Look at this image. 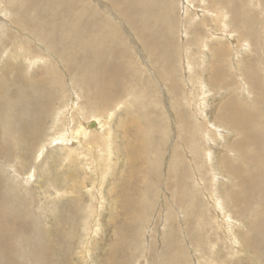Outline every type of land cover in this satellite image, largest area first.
I'll return each mask as SVG.
<instances>
[{
	"label": "rangeland",
	"instance_id": "rangeland-1",
	"mask_svg": "<svg viewBox=\"0 0 264 264\" xmlns=\"http://www.w3.org/2000/svg\"><path fill=\"white\" fill-rule=\"evenodd\" d=\"M84 1L89 3V13L95 11L93 0ZM131 1L133 0L108 1V11L111 13L112 10L116 18H121ZM137 1L135 9L144 17L157 10L153 0ZM51 2L56 3V0H38V4L37 1L34 4L37 6L35 8L26 0H0V22L1 19L4 21L0 26V54L5 60H18L12 69H16L17 66L22 68L20 64L25 65L22 61L24 54L15 56L18 54L15 45L30 41L29 35L37 42H29L31 51H34L37 56H39L40 51L43 53L39 45L45 46V43L38 40L34 34L41 36L42 29L51 28L54 24L48 12L41 14L36 9L45 10L47 8V11L55 16L52 9H48ZM101 2L98 4L99 6ZM158 3L167 7L168 11L163 12L160 22L154 26V29L161 36H164L163 34L170 36L168 41L164 36L158 43V47L161 49L159 66L153 65L150 54L144 48V57L141 58L138 55L135 46L131 45L128 40L130 38L140 46L139 40L135 36H127V34H133L130 25L117 23L113 20L122 29L115 26V31H113L116 36L122 34V45L125 44L126 47L129 46L130 48L129 54L124 57V60L127 65L126 69L131 73L133 79L123 78L126 90L125 92L122 90L121 93L122 84L117 90L122 107H117V111L112 116L107 117V114L104 113L99 117L82 119L80 122L82 127L89 123V128L92 131L98 127L97 118L101 119L102 127L105 128L110 125L109 128L113 132V136L116 137V139L113 138L112 142V145L114 144L112 153L117 154L116 157L112 155L108 160L107 153H105L108 152L105 149L108 146H106L105 141L100 140V143H96L92 139L98 135L101 137L104 134L103 131H95L94 136L90 132L76 142L74 140L64 143L59 142V140L51 141L55 139L53 137L59 138L63 134L70 136L77 130L78 123L75 120L70 121V123L67 121L62 123L60 119L68 116L76 117L75 110L71 108L70 102H68L71 99L76 102V107H79L78 109L81 111V107L87 102V97L90 96V93L87 94V79L78 78L83 80L82 83L78 79L76 81L74 76H62L61 81L65 80L63 81V91L58 92L54 101L48 104L44 99L49 98V96L47 97V94L43 93L45 91L39 92L40 85L30 80V76H33L34 79L41 70L45 74L47 72L46 67L51 65V56L43 59V62L42 60L37 62L36 66L29 70L22 69L23 75H28V78L21 77V80L18 79V83L16 81L14 83L11 78L5 83L0 78L1 98L18 103H15V112L16 109L20 108L24 111L17 119L10 120L11 124L14 120L16 122L14 131H9L0 139V142L4 144L11 143L13 149L11 156L0 158L1 193L9 206V208L7 207V217H14L16 219L14 225L19 229L25 228L20 235L17 234L24 245L28 249H33L40 244L50 245L48 251L50 259L45 264H112V262L114 264L118 254L115 264L118 262H120L119 264H207L211 260L214 264H264V176L259 175V180H263V189L261 183L257 182L255 188L259 187L260 191L253 189L250 197H246L248 202L253 203L252 205L256 204L254 206L256 209L253 211L246 209L245 206L234 205L225 196L223 191H228V187L224 188V182L226 186L228 181H224V179L219 180L218 184L219 193L224 199L216 198L213 195L214 191L211 189L208 174L201 179L204 187L196 180L197 175L200 177L202 175L200 170H196L198 173L194 171L190 174L183 172V176L190 183L182 184V181H179L182 185L177 184L175 186L172 182L168 183V181H172L170 173L174 156L173 149L177 153V161L174 162L175 178L179 175L181 164L192 169V163H196L195 160L200 162L193 151L202 149L206 153L203 150L206 148L204 143L208 146L211 145L210 147L215 151V156L223 152L220 148L221 143L217 137L218 134H212L210 139L206 140L208 128L218 129L215 127V116L220 106L228 104L230 99H237V102L244 106L243 109L248 108L247 102L254 103V109L259 108L256 111L260 112V115L264 114L262 112L264 106L257 102L259 93L256 88L257 85L262 87L260 95L263 94V97L261 96L263 101L261 100V102H264V0H226L223 2H218V0H158ZM27 9L32 14L28 16L27 11L26 16L30 17L35 25H38L39 22L40 26L36 27L27 22L25 17ZM103 10L97 9L98 16L108 15L105 8ZM55 11H57V16H71L68 7L66 9L60 7ZM86 15L88 13L85 7L84 16ZM158 16L160 15L158 14ZM250 20L257 23L253 27V31L247 34L248 25L246 21L249 22ZM125 28L127 29L124 30ZM246 35L249 40L243 42L247 45L244 48L243 44H238L239 39H244ZM112 39L116 42L115 37ZM251 39H256L259 42L255 43ZM166 41L167 45L164 46ZM260 43L262 49L259 55V51L256 49ZM168 48L171 51L166 53L165 50ZM254 51L258 52L259 57L254 58V55L252 56ZM46 54L48 55V53ZM139 57L144 62L148 60L147 63L152 70H156V72L159 70L156 73H159L157 79L152 78L150 74H147V71L144 72L146 76L141 74L140 77L139 72L131 65L137 64L140 60ZM219 59L222 60L220 64L217 63ZM4 64L5 62L2 61L0 71L7 68ZM168 71H171L172 74ZM112 73H114V69L106 77L112 78L110 76ZM136 75L138 78L140 77L141 82H137L138 79L135 80ZM215 76L217 78H214ZM102 79L100 76L89 78L91 86L95 87L94 92H91L93 99L99 102L103 101L100 92L106 90L102 88ZM12 83L13 86L9 87ZM170 83L174 84L171 85ZM138 85H144L141 95H139ZM171 87L174 89L173 91ZM203 87L207 88L205 94L201 92ZM7 89L12 90L11 96H9V92L7 94ZM73 91L78 95L77 99L71 98ZM169 92L170 94H168ZM204 102L210 106V109L207 107L209 111L206 113L202 111ZM95 107L89 106L85 109L90 110L89 113H91ZM4 109H0V111ZM11 112L9 111V113ZM39 113H42L43 123L37 122L36 127L39 133L37 134L38 137L36 136L37 140L35 139L32 143L31 149L27 139L21 138V126L23 121L25 124L29 121V123L31 122L30 125L33 126L29 118L31 115L37 116ZM55 116L60 118L56 122L57 124H53ZM128 116L139 120V124L144 126L145 134L148 136V139H144L142 138L144 134L141 133L142 137L139 139L141 140L139 148L145 152L141 155L140 162L136 163L138 166L144 164L137 180L135 177H130L132 165L127 163L124 155L125 143L121 140L122 138L120 139L123 123L128 119ZM174 117L175 119H173ZM257 117H261V119L257 120ZM263 119L264 115L255 116L254 122L260 123ZM212 121L214 124H211ZM92 123L94 126H91ZM64 125L66 127H63ZM12 126L14 125L12 124ZM261 127H264V124ZM32 128L29 130L32 131ZM163 130L167 132V140L164 141L162 140ZM25 135L30 138L28 131ZM225 136L228 141L230 136L224 134ZM91 143L92 146L94 145L93 147ZM102 143L106 146L104 147L105 150ZM253 143L252 146H255ZM175 145L177 146L175 147ZM41 146L43 147L42 151L39 148ZM256 146L259 151L260 145ZM93 148L95 149L93 150ZM39 149L40 151H38ZM225 153L230 158L228 161L235 165L238 157L235 158L231 151H225ZM101 155L103 156L102 160ZM97 164L99 168L96 167ZM100 165H103L102 168ZM250 168L251 166L248 167V170ZM102 170L107 175L106 173L103 174ZM148 172L149 174H147ZM216 173V175H221L218 171ZM101 174L103 175L101 176ZM139 178L146 181H141ZM125 180L132 182L131 192L133 201H135L134 208L133 206L131 209L128 208L130 212L128 209L126 212L120 211V198H115L120 194V186ZM20 183L25 185H20ZM97 184H101L102 188ZM97 189L102 195L107 194L110 190L106 201L99 200ZM10 195L11 197L14 196L13 199L10 198ZM242 196L245 195L242 194ZM249 204L251 205V203ZM228 214L235 221L232 225L227 221ZM129 225L133 227L137 225V228L130 230ZM257 225L261 226L262 233L259 232L261 235L257 234ZM82 227H85L87 231L83 228V232ZM231 231L235 232L237 240L240 241L237 245L238 250H235L236 248H233V244H231L236 241H233ZM55 232H60L57 238L54 237ZM111 240L112 242H110ZM244 240H248V245L245 244ZM124 244L125 247H123ZM244 246L246 247L244 248ZM85 248H87V253L84 255ZM208 248L213 251H209ZM122 250L126 251L123 252Z\"/></svg>",
	"mask_w": 264,
	"mask_h": 264
},
{
	"label": "bare ground",
	"instance_id": "bare-ground-1",
	"mask_svg": "<svg viewBox=\"0 0 264 264\" xmlns=\"http://www.w3.org/2000/svg\"><path fill=\"white\" fill-rule=\"evenodd\" d=\"M26 1H27V3L31 4L35 8L37 7L34 4L36 3V1H37V4H38V0H26ZM108 1H111V0H93V6L95 7V11H92L91 13L88 12V10L90 9V6H88V4H89L88 1H84V0H56L57 4L55 2H51L50 8H48V9H52V12H53V14L55 16H53L50 13V11H47L46 7H45L46 8L45 10L44 9H39V8L36 9L41 14H44V13L48 12L51 15V18H52L53 24H54L53 27H51V28H46L45 27L44 29H42V33L40 34L41 36H38V34H34L37 37L38 40H42V42L45 43V46L39 45L42 48L43 53L40 51L38 53L39 56H37L36 54H34L35 53L34 51H31V45L29 44V42L30 41L34 42V43H37V42L34 41L29 35L28 38L30 39V41H27L25 43H17L15 45L16 52H18V54H16L15 56L17 57V56H19L21 54H24V57L22 58V61L24 62L25 65L20 64V66L22 68H18V66H17L16 69H12L13 67H15V65H16L15 63L18 60H16V61L15 60H10V61L9 60H5V59H3L2 55L0 54V65L2 64V61H3V62H5L4 65L7 67L5 70L1 69L3 71H0V78L5 83L8 82L10 78L12 79V81L14 83H15V81L18 83V79L21 80V77L22 78L23 77H27L28 78V75H23L22 69L29 70L30 68H33L34 66H36L37 62H39L41 60L43 62V59L45 60L48 56H51L52 57L51 65L46 67L47 72H45V74L41 70L40 73L38 74V76L34 77V79H33V76H30L31 77L30 80H32L35 83L40 85L41 88H38V89H40L39 92L45 91L43 93L47 94V97L49 96V98L44 99L48 104H51V102L54 101L55 96L57 95L58 92L60 93V92L63 91V81H65V80L63 79V81H61L62 80V76L67 77V76L71 75V76L75 77L76 81H77L78 78H83L85 80L87 79L88 82H89V78L90 77H98V76H100L101 78H103L102 79V88L106 89V90L105 91H101V89L99 88L100 91H101L100 92V96L102 97L103 101H100L101 102L100 103L96 99H93V94L91 92L92 91L94 92L95 87L91 86L90 82L89 83L86 82L87 94L90 93V96H89L90 98L87 97V102L84 103L83 107H81V111L78 109L79 107L78 108L76 107V105H75L76 102H74L73 99L68 101V102H70L71 108L75 110L74 113H75L76 117L73 118V116H71V117H69V116L66 117L65 116L67 119L64 118V117L62 119H60V118H57L58 116H55L54 121H53V124H57L56 122L59 119L61 120L62 123H65L64 121H67V122L70 123V121L75 120V122L78 123L77 130L74 132V134H71L70 136H64L66 134H63V135H60L59 138L53 137L55 139H53L51 141L55 142L56 140H59V142L64 143V142H68V141H71V140L73 141L74 140V142H76L81 137H85L86 134H88L90 132H92L93 136H94L95 135V131H103L104 134H102L101 137H100V135H98L97 137L96 136L92 137V139H94L95 140L94 142H96V143H100V140L105 141L106 146H108V147L104 146V144L102 143L103 144V149H104V147H106L105 149H107L108 152H105V153H107V156H108L107 158L109 160L110 156L115 155V157H116V155H117V154H113L112 153L114 151L112 149L113 145H114V144L112 145V142H113V138L116 139V137L113 136L114 134L111 131V129L109 128L110 125L106 126L107 128L105 127L106 128L105 129L104 127H102V122H100L101 119L97 118L98 119V122H97V126L98 127H97V129L95 131H92L89 128L90 127L89 123H86L82 127V123H80V122H81L82 119L84 120V119H89L91 117H99V116H101L104 113L107 114V117L112 116L113 113H115V111H117V107L121 106V103L119 102L120 97H119L118 91H117L118 87L121 84L123 85V88L120 89L121 93H122V90H124V92L126 90V88H124L125 81L123 80V78H125V79L129 78L131 80L133 79V76L131 75V73L126 69L127 65H126V62L124 60V57L129 54L130 48H129V46L126 47L125 44L122 45V42H121L122 41L121 40L122 34H118V37L116 36L114 31H115V26H117V24L113 20H115L117 23H121V24H124V25L128 23L130 25V27H131V28L130 27L129 28L131 29L133 34H131V35L127 34V36H129V37L135 36L139 40L140 46L138 44H136L134 40L132 41L130 38H128V40L131 42V45L135 46V49H136L138 55L141 58L144 57V53H143V48H144L150 54V57H151L153 65L154 66L155 65L159 66L161 49H160V47H158V43L162 40V38L165 36V34H163L164 36H161L159 34V32L154 29V26L157 25L160 22L161 16L163 15V12L167 10V7L161 6L158 3V0H153L155 2L157 10L154 11L153 13H151L149 16L144 17V15H140L135 9V4L138 1L137 0H133V1L129 2L130 6L128 8H126V10L124 11L123 17L116 18L113 15L112 10H111V13H109V11H108V9H109ZM223 1H226V0H218V2H223ZM100 2H101V4L99 6L98 4ZM60 7H63L64 9H66L68 7L70 9L69 14H71V16L70 17L61 16V15L57 16L56 12L58 10L57 11H55V10L58 9V8L60 9ZM85 7L87 8V13H88V15H86V16H84ZM183 7H185V6H183ZM104 8H105V12L108 15H106V16H98L97 9L103 10ZM27 11H28V16H29V14H32V13L29 12L28 9L25 11V17L27 19V22L31 23V25L36 26V27L40 26L39 22H38V25H35L33 23V21L30 19V17L28 18L26 16V12ZM158 14L160 16H158ZM165 16H167V15H165ZM3 23H4V21L1 19L0 26H2ZM246 23L248 25V32H247V34H248L249 32L253 31V27H255L257 22H255V21L251 22V20H250L249 22L246 21ZM259 23H262V22H259ZM117 27H118V29H121L119 26H117ZM146 27L148 28L147 30H146ZM126 29L127 28H125L124 30H126ZM108 30H109V32H106ZM112 37H115L116 42L113 41ZM169 37H170L169 35L165 36L167 41H168ZM245 40H247V41L249 40V39H247V35H246V37H244V39L243 38L239 39V44L238 45L243 44V42ZM251 40H254L255 43L259 42L256 39H251ZM167 41L165 42L164 46L167 45ZM171 45H173V44H171ZM249 46H250V44H249ZM257 46L259 48L257 47L256 50L259 51V55H260L261 54L262 45L260 43ZM243 47L245 48V47H247V45L243 44ZM18 48H19V50H18ZM169 48L165 50L166 53L168 51H171ZM45 52L48 53V55ZM253 55H254V58L259 57L257 51H254L252 56ZM140 57H139L140 60H139V62L137 64H131L139 72L138 74H140V77H141V74L142 75L144 74V76H146L145 73L147 71L148 72L147 74H150L152 78L157 79L158 78L157 75L159 74V73L156 74L159 71L158 68H157V70H158L157 72H156V70H152L151 66L147 63L149 61L147 60V61L144 62V61L141 60ZM263 59H264V55H263ZM221 61L222 60L219 59V60H217V63L220 64ZM170 64H172V61H170ZM112 68L114 69V73H112L110 75L112 78L106 77L109 72L113 71ZM184 70H185V68H184ZM168 72L170 74H172L171 71H168ZM140 77L138 78V76L136 75L135 76V80L138 79L137 82H141ZM214 78H217V76H215ZM65 79H67V78H65ZM78 80L83 83L82 79H78ZM147 82H148V79H147ZM170 84L173 85L174 83H170ZM93 85H95V84H93ZM11 86H13V83L10 84L9 87H11ZM143 86L144 85L139 86V95H141V93H142ZM256 88H257V92L259 93V95L257 96L259 98L257 100V102L260 103L262 106H264V102H261V100H262L261 96L263 94L260 95V89L262 87L257 85ZM167 89H170V88H167ZM173 90L174 89L172 88V91ZM201 90H202L201 92L203 94H205L206 91H207V88L203 87V88H201ZM8 92H9V96H11L12 95L11 94L12 90L10 91V89H7V94H8ZM171 93H173V92H171ZM168 94H170V92ZM1 95H2V92L0 90V109H4V107H5L4 110L0 111V121H1L0 122V139L2 137H4L5 134L8 133L9 131L10 132L14 131V128L16 126V122L14 120L15 123L12 122V124L14 125V126H12V124H11L12 119H17V117H20V115L24 112L21 108L20 109H16L17 111L15 112V103L16 102L14 103V102H11L12 100L10 101V100L1 98ZM44 98H45V96H44ZM71 98H74V99L78 98V95L76 94L75 91H73V97L71 96ZM20 101H21V99H20ZM237 101H238L237 99L236 100L235 99H232V100L230 99L228 104H224L223 106H220V109H219L218 113L215 116L216 124H217V125L215 124V127L218 128V129H214L212 127L211 129L208 128V130H207L206 140L207 139L209 140L210 136H212V134H214V135L218 134L217 137H219V141L221 143L220 144V148L223 150V152L219 153V155L215 156V151L212 150V147H210L211 145L208 146L207 144L204 143L206 148H203V150L206 153H204L202 151V149H199L198 151H193L194 154L196 155L197 159H200L201 163L198 160H195L196 163H194V164L192 163V166H193L192 169H190L188 167H184L181 164L179 166V175H177L176 178H175L174 177L175 176V169H174L175 163L174 162L177 161V159H176L177 153L173 149L174 156L172 155L173 156V158H172V168H171V173H170V178H172V181H168V183L172 182L174 184V186L177 185V184L182 185V184H185V183L186 184L190 183L188 181V179L183 176V172L185 174H190L191 172H194V171H195V173H198V171H196V170H200L202 175H201V177L197 175L196 176V178H197L196 180L199 183H201L202 177L204 175L208 174V177L210 178L209 183H210L211 189L214 191L213 195L216 198H218V199L222 198V195L219 193L218 184L220 182L219 180H223L224 179V181H228V185H226V186H225V182H224V188L228 187V191H226V190L223 191L225 196L228 199H230L231 202L234 205L245 206L246 209L248 208V209L253 211V210L256 209V207H254L256 204L252 205L253 203L252 202H248V200H247L248 198L246 199V197L249 196L254 190L260 191L259 187L255 188V185L257 184V182L261 183V187L263 189V180H259V175H261L262 177L264 176V127H261V125L264 124V119H263V121L261 120L260 123L258 121L254 122V119H255V116H263L264 115L263 114L264 111H262L263 113H261L263 115H260V112L256 111L259 108L255 110L254 109V107H255L254 103H249V102L246 103L248 108L247 109H245V108L243 109L242 107H244V106L241 105ZM67 103H65V105H67ZM16 104H18V103H16ZM78 104H79V102H78ZM155 105H156V103H155ZM207 105L208 104L206 102H204V104L202 105V111L204 113L209 111L207 109V107H209V109H210V106H207ZM89 106H96L95 109H93V111H91V113H89L90 110H86L85 109V107H89ZM9 111H12V112L9 113ZM136 111H137V109H136ZM168 111H169V109H168ZM7 114L11 115V116H8ZM89 114H93V115L90 116ZM53 117H54V115H53ZM127 118L130 119V120L127 119L123 123L122 131H121V135L122 136H120V139L122 138L121 140H123L124 143H125L124 144V149L126 151L124 152V155H125V157L127 159V163H131V165H132L131 166L132 168L130 169V177H135V180H137L138 179L137 178L138 174L141 173L140 170H142L144 168V164H143V166H138V165H136V163L140 162V159H142L141 155H143V152H145V151L140 150V148H139V144L141 143V140H139V139L142 137L141 133H142V135L144 134V137H142L144 139H148V136L145 134L144 126H141L139 124V120L134 119L135 117L133 118L132 116H128ZM257 118H258L257 120L261 119V117L260 118L257 117ZM47 119H48V117H47ZM173 119H175V117ZM29 120L32 121L33 126L30 125L31 122L29 123V121H28L25 124L24 121H23L22 126H21V134H22L21 138L27 139V143H29V148L32 149V143L34 142V140L36 139L37 134L39 133L38 129L36 127L37 126V122L43 123V121H42L43 120L42 113H39L37 116L36 115H33V116L31 115ZM145 121H147V120H145ZM18 122H20V121H18ZM128 122H130V123H128ZM211 124H214L213 121L211 122ZM63 127H66V125H64ZM30 128H32V131L29 130ZM219 128H221V129H219ZM27 131L29 132V137L30 138H28L27 135H25V133ZM224 134H228V136H230V139L228 141H227L226 136L224 137ZM162 138H163L162 139L163 141L167 140V132L165 130H163V132H162ZM206 140H204V141H206ZM5 142H7V141H5ZM252 143L255 146H252ZM10 144H4L3 142H0V158L1 157H4V158L5 157H9V156L12 155L13 149H12V144L11 145ZM147 144H148V142H147ZM35 145L37 146L36 143H35ZM101 145H100V147L102 148ZM256 145H260V150L259 151H258V148H256L257 147ZM91 146H92V143H91ZM176 146L177 145H175V147ZM85 147H86V145H85ZM39 148H41V151L43 150L42 146L39 147ZM101 148H99V149H101ZM94 149L95 148H93V150ZM18 150H20V149H18ZM91 150H92V148H91ZM96 150H97V148H96ZM155 150H154V152H155ZM38 151H40V149ZM38 151H36V152H38ZM44 151H43V153H44ZM101 151H103V150H101ZM225 151H231V152L234 153L235 158H236V156L238 157V161L236 162L235 165L231 164L228 161V160H230V158L227 156ZM16 152H18V151H16ZM71 153H73V152H71ZM101 154L103 155V153H101ZM102 155H101V157H102L101 160L103 159ZM145 155H147V154L145 153ZM203 156H205V157H203ZM207 157H208V159H207ZM144 158L146 159L148 157H144ZM98 159H100V158H98ZM8 160H10V159H8ZM179 163H181V160H179ZM149 164H150V162H149ZM98 166L99 165L97 164L96 167H98ZM102 166H101V168H102ZM249 166H251L250 170H248ZM110 168H112V167H110ZM102 171H103V174L106 173V172L104 173V170H102ZM217 171L221 175H216ZM99 172L101 173V170ZM107 172L109 173V171H107ZM103 174H101V176ZM147 174H149V172ZM106 175H107V173H106ZM155 175H153V176H155ZM139 179H141V181L145 180L143 178H139ZM14 180H16V179H14ZM179 181H182V184H180ZM0 182L2 184L1 179H0ZM99 182H100V180H99ZM149 183H150V181H149ZM21 184L22 183H20V185ZM146 184H148V183H146ZM22 185H25V184H22ZM97 185H100V187L102 186L101 184H97ZM201 186L204 187V184L201 183ZM79 187H80V185H79ZM131 187H132V182L131 181H128V180H125V182L123 181L122 185L120 186V188H121L120 194L115 196V198H117V199L120 198V202H119V210L120 211L126 212L127 209L128 208L131 209V207L135 203V201H133V197H132L133 194L131 192ZM110 190H111V188H110ZM203 190L205 191L204 188H203ZM1 191H2V186L0 185V264H45V262L48 259H50V257H48V251H49L50 245L49 244H40L39 246H37V247H35L33 249H31V248L28 249L24 245L22 240L20 238H18L17 234L20 235V233H22V231H24L25 228L19 229L18 227H16L14 225L15 222H16V219L14 217L13 218H8L7 217V213H8L7 212V207L9 208V206H8V203L5 202L7 200L6 199L4 200ZM59 191H60V189H59ZM98 192H99L98 193L99 200H105L106 201L108 192L105 195L103 194L104 196L100 193V190H98ZM180 192H181V189H180ZM204 193L206 195V192H204ZM242 194H244L245 196H242ZM110 195H111V193H110ZM251 196H253V195H251ZM13 197H11V195H10L11 199H13ZM112 199H113V196H112ZM223 199L224 198H222V200ZM255 202H257V201H255ZM249 203H251V205ZM218 204H219V201H218ZM257 205H258V203H257ZM133 208H134V206H133ZM40 210L42 211V209H40ZM129 212H130V210H129ZM98 213H99V211H98ZM43 214H44V212H43ZM133 214H134V211H133ZM246 214H248V213H246ZM85 216H87V215H85ZM138 216H140V215L138 214ZM227 221L231 225L235 222L234 220H232L230 218L229 214H228V217H227ZM65 223H67V222L65 221ZM49 226H50V224H49ZM52 226H54V225H52ZM71 226H72V224H71ZM136 226L137 225H135V227ZM261 226H262V224H261ZM261 226L260 225L256 226V230L258 231L257 234H259V232L261 231ZM56 227H59V226H56ZM124 227H126V226H124ZM129 227L131 228L130 230H132V228L133 229L135 228V227L130 226V225H129ZM66 228H68V227H66ZM83 228L85 229V227H82V231L84 232ZM229 229L232 230V228H229ZM73 230H75V229H73ZM52 231H54V230H52ZM93 231H94V229H93ZM75 232H78V231H75ZM129 233H130V231H129ZM260 233H262V231ZM59 234H60V232H55L54 237L57 238V236ZM79 234H80V231H79ZM92 234H93V232H92ZM128 234H127V236H128ZM225 234H226V232H225ZM47 235H49V234H47ZM112 235H115V234H112ZM231 235H233V241L236 240V241H234L235 243L232 242L231 244H233V248H236L235 250H238V246L237 245H238V243H240V241L237 240L238 238H237V236H235L236 234H235L234 231H231ZM259 235H261V234H259ZM226 236H227V234H226ZM80 238H81V236H80ZM45 239H46V237H45ZM87 239H88V237H87ZM46 241H47V239H46ZM58 241H60V240H58ZM110 242H112V240ZM244 242H245L246 245H248V240H244ZM133 243H134V241H133ZM249 245L251 246L250 243H249ZM55 246H56V244H55ZM123 247H125V244L123 245ZM199 247H201V246H199ZM245 247L246 246H244V248ZM87 248H85L84 255L87 253V250H86ZM122 248H120V249H122ZM115 249H116V247H115ZM208 250L211 251V252L213 251L211 248H208ZM112 251H113V249H112ZM124 251H126V250H124ZM131 251H132V249H131ZM133 253H135V252H133ZM118 255H117V257H118ZM106 256L108 257L107 254H106ZM117 257H115V258L117 259ZM115 258L112 257V259H115ZM112 259H111V261H112ZM116 259H115V262H116ZM129 259L131 260V258H129ZM209 260H211V259H209ZM126 261H127V259H126ZM108 262H110V261H108ZM115 262H114V264H115ZM119 263L120 262H118V264ZM112 264H113V262H112ZM207 264H214V262L211 260Z\"/></svg>",
	"mask_w": 264,
	"mask_h": 264
},
{
	"label": "water",
	"instance_id": "water-1",
	"mask_svg": "<svg viewBox=\"0 0 264 264\" xmlns=\"http://www.w3.org/2000/svg\"><path fill=\"white\" fill-rule=\"evenodd\" d=\"M91 126H94V125H93V123H92V125H91Z\"/></svg>",
	"mask_w": 264,
	"mask_h": 264
}]
</instances>
